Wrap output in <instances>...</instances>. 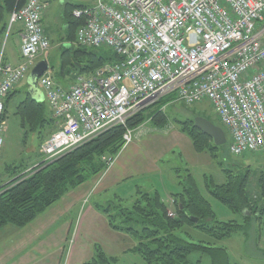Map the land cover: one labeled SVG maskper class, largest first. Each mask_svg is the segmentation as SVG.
Listing matches in <instances>:
<instances>
[{
    "label": "built area",
    "instance_id": "1",
    "mask_svg": "<svg viewBox=\"0 0 264 264\" xmlns=\"http://www.w3.org/2000/svg\"><path fill=\"white\" fill-rule=\"evenodd\" d=\"M91 1L73 10L84 20L77 43L109 48L121 59L78 77L69 89L49 74L39 80L58 129L42 143L35 166L126 126L169 95L188 105L209 100L229 130L233 154L264 151V0ZM46 6L28 0L10 16L9 27L23 26L22 62L0 61V154L5 98L50 47L42 25ZM131 136L127 129V143Z\"/></svg>",
    "mask_w": 264,
    "mask_h": 264
},
{
    "label": "trees",
    "instance_id": "2",
    "mask_svg": "<svg viewBox=\"0 0 264 264\" xmlns=\"http://www.w3.org/2000/svg\"><path fill=\"white\" fill-rule=\"evenodd\" d=\"M27 1L0 0V48L3 40L11 34V29H8L11 13L22 8ZM85 5L71 3L67 4L64 10L63 19L68 26L66 40L69 45L61 48L60 68L52 74L54 79L75 75L77 80L80 75H94L106 64H113L121 59L109 48L89 47L77 43L76 32L84 20L74 17L72 12ZM0 61L7 64L3 61L2 54ZM15 90L9 92L4 102L3 120L6 118L7 100ZM169 97L174 98L173 95L163 97L152 106L163 104ZM152 106L130 117L126 126H113L50 164L29 170L39 159L41 143L57 130V125L48 103L34 99L27 91L15 114L20 118L24 137L31 132L37 133L39 146L32 158L34 162L29 165H10L6 168V173L11 179L0 187V229L9 225L25 227L69 191L106 171L109 164L103 157L107 155L114 158L120 153L128 128L135 130L149 119L157 128L166 126L167 116L161 108L146 115V111ZM180 131L189 137L198 153L205 152L216 157L219 146L194 126V120L189 119L181 123ZM224 171L223 183L216 184L209 180L206 186L208 192L231 212L243 216L241 223L237 220L223 221L217 217L211 204L202 195L189 168L185 169L183 175L179 174L180 169L176 170V184L181 191L171 195L175 200V217L168 215V204L157 190H138L136 195L129 198L114 193L112 199L98 203L95 207L105 215L112 229L128 233L136 239L137 244L131 251L147 264H201V257L204 255L210 257L211 264H237L232 262L227 247L220 242L238 232L248 240L254 220L259 223L264 236V172H261L258 178L259 191L253 193L248 188L249 170L242 173L230 169ZM0 181L3 182L1 179ZM194 218L198 221L195 222ZM189 227L200 230L210 239L194 241L191 232L187 230ZM192 253L201 255L200 259L193 263L189 258ZM82 264H119V258L108 255L99 244H95L93 257Z\"/></svg>",
    "mask_w": 264,
    "mask_h": 264
},
{
    "label": "crops",
    "instance_id": "3",
    "mask_svg": "<svg viewBox=\"0 0 264 264\" xmlns=\"http://www.w3.org/2000/svg\"><path fill=\"white\" fill-rule=\"evenodd\" d=\"M43 1L48 3L43 13V28L51 41V47L38 56L36 63L47 60L49 71L53 74L60 68V55L57 56L53 49V32L44 26L51 13L52 0ZM66 6L67 4L64 8ZM65 28L68 30L66 24ZM22 33L23 27L17 23L10 36L3 40L0 54L6 63L18 64L21 61ZM66 37H60L56 46L60 49L68 46ZM58 78L59 81L54 79L55 82L65 89L76 82L75 75ZM18 88L17 86L7 100L5 125L8 123L11 107L14 106L16 112L18 104L26 97L29 89L27 85L25 96H21ZM40 100L47 102L44 97ZM141 130L134 131L132 141L121 150L101 177H94L72 189L25 227L9 225L0 229V264H82L93 257L95 244H99L108 255L117 256L119 260L126 254H132L135 263L147 264L131 251L137 244L136 239L128 233L112 229L105 215L95 205L105 201L112 191L129 198L140 189L143 192L156 189L162 199L168 202L172 193H179L181 189L172 177L173 171L176 172L178 168L166 165L164 156L181 148L189 156V162L202 163L203 157H198L192 141L180 130L162 131L155 126L147 130L150 131L149 134L140 133ZM263 153L264 151L261 152ZM194 154L196 160L190 158ZM208 155L206 153L204 161H209ZM0 179L6 183L11 178L6 173ZM95 186L98 189L90 193Z\"/></svg>",
    "mask_w": 264,
    "mask_h": 264
},
{
    "label": "rangeland",
    "instance_id": "4",
    "mask_svg": "<svg viewBox=\"0 0 264 264\" xmlns=\"http://www.w3.org/2000/svg\"><path fill=\"white\" fill-rule=\"evenodd\" d=\"M83 2L86 4H90L91 0H52V6L50 7L51 13L49 14L48 19L45 20L44 26L49 27L50 31H52L54 34L55 41L53 42V49L55 53L58 54L57 56L60 55L61 51V49L56 46L57 41L60 39V37H66L67 34L63 19L65 10L64 7L66 4ZM55 79L59 81L58 77H56ZM27 83V80H24L18 85L21 96H25L26 94ZM157 108H161V110L167 116L166 126H164L163 128H159V130L162 129V131L180 130L181 123L189 119L194 120L197 117L210 118L225 130L228 136V141L219 147L216 152V157L208 155V162L204 161V158L207 157L205 152H203V154H199L196 152L198 157L202 155V163L197 164L189 162V156L186 154V152L184 154L181 148H176L173 152H169L164 156L165 160H163L166 165L175 166L176 168L180 169V175L185 174L186 168H189L191 170V173L193 174L202 195L211 204L217 217H219L223 221L237 220L240 223L243 222V216L231 212L226 205L215 199L208 192L206 184L209 180H212L217 184L223 183L225 181L224 170L226 169H230L238 173L249 170V191L253 193L258 192V178L261 172H264V153L261 154L247 152L241 156L233 154L230 150V136L228 133V129L218 119L208 100H203L201 102L188 105L182 100H177L173 97H169L168 100L163 104L152 106V108L146 111V115H150ZM14 112L15 107L12 106L8 115V123H6L2 131L4 137V145L2 147V154L0 156V176L6 174L7 166H18L22 163L29 165L34 162L32 158L37 152L39 146L37 133L31 132L26 138L24 137V131L21 128L20 119ZM143 125L144 126H140L139 129H142L140 133L144 132L145 134H149L150 131L147 132V130H150L151 127L155 126L154 122H152L150 119L147 120ZM195 155L196 154H194V156H191L190 158L193 157L192 159L196 160ZM176 175L177 172L173 171L172 177L174 180L178 181ZM97 189V186L93 187L90 193L95 192ZM154 191H156V189H152L151 192ZM160 192L162 193L163 197H165V194L162 191ZM114 193L117 192L112 191L110 194H108L107 199H105V201H103L102 203H105L106 201L112 199ZM134 195H136L135 192ZM187 230L191 232L193 240L196 242L200 240L210 239L205 233L195 228L189 227L187 228ZM183 236L185 235L183 234ZM220 243L228 248L233 263L264 264V236L262 234V231L260 230L259 223L255 220L252 222L248 240L242 233L238 232L234 233L231 237L221 241ZM133 257L134 256L132 254H126V256L120 258L119 264H137L135 263L136 261ZM200 257V253H192L189 258L192 262H196L200 259ZM201 259V264H211L209 256L204 255L203 257H201Z\"/></svg>",
    "mask_w": 264,
    "mask_h": 264
},
{
    "label": "water",
    "instance_id": "5",
    "mask_svg": "<svg viewBox=\"0 0 264 264\" xmlns=\"http://www.w3.org/2000/svg\"><path fill=\"white\" fill-rule=\"evenodd\" d=\"M48 70V61L41 60L31 69V72L27 79L29 92L31 96L38 101H40V99L43 97L38 86V79ZM194 126L204 134L212 138L216 146H221L227 142V137L224 129L206 118H195ZM194 220L198 221L197 218H194Z\"/></svg>",
    "mask_w": 264,
    "mask_h": 264
}]
</instances>
